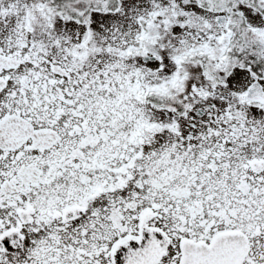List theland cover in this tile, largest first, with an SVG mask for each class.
<instances>
[{
  "label": "snow or ice",
  "instance_id": "obj_1",
  "mask_svg": "<svg viewBox=\"0 0 264 264\" xmlns=\"http://www.w3.org/2000/svg\"><path fill=\"white\" fill-rule=\"evenodd\" d=\"M0 264H264V0H0Z\"/></svg>",
  "mask_w": 264,
  "mask_h": 264
}]
</instances>
